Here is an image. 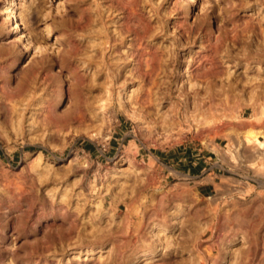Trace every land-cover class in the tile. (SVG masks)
<instances>
[{"label": "rangeland", "instance_id": "obj_1", "mask_svg": "<svg viewBox=\"0 0 264 264\" xmlns=\"http://www.w3.org/2000/svg\"><path fill=\"white\" fill-rule=\"evenodd\" d=\"M109 4L0 0V264H264V0H138L162 53L150 78L129 37L102 56ZM207 28L224 35L208 91L189 67ZM180 156L217 165L215 194Z\"/></svg>", "mask_w": 264, "mask_h": 264}, {"label": "bare ground", "instance_id": "obj_2", "mask_svg": "<svg viewBox=\"0 0 264 264\" xmlns=\"http://www.w3.org/2000/svg\"><path fill=\"white\" fill-rule=\"evenodd\" d=\"M109 5L114 10H117L120 14H122V16L120 17V19L116 21L117 22V25H116L117 32L105 34L106 36H105L103 43L105 45L104 48L106 50L102 56L105 57L106 52H110V53L111 51L113 52L116 49V46L118 45V43L124 44L125 39L129 37V42H126L128 44L126 43L125 44L130 47L129 50L127 51V55L131 56L133 60L135 59L134 67L132 66L134 72L137 75L150 78L153 73H157V71L161 69L162 67L161 66L162 65L161 64L162 53H160V51L159 52L151 51L149 45L147 44V37L150 34V31L151 29H153V27L151 26L150 22L146 20L144 16L142 15V13L140 12V9L138 7V0H110ZM206 12L203 14L205 15ZM104 16L108 17L110 16V14H107V15L104 14ZM85 19H88V16H86ZM195 28H197L196 23L193 24L192 22H190V23L185 24L184 29H183L184 32L182 31L183 32L182 40L179 41L181 43L178 42L180 46L188 43L187 41L189 40L187 39H190L192 37L191 35L194 33ZM230 32H232L231 34H232L233 39L236 38L239 33L238 29H236L235 27H233L230 30ZM225 33H227V31H224V34ZM205 36H206V40H205L206 43L204 47L207 48L208 50L207 53L204 51L203 52L197 51L195 55L191 57V64L189 67H191V71H193V75L195 77H199L202 79L205 85L204 88L206 89V91H208L211 84H213L212 77L216 75V71L214 67H215V62L218 60L217 52L219 48H221L222 42L224 41V35L222 31L217 33L207 28L205 29ZM263 57H264V51L262 53L256 52L253 58L262 59ZM4 84L7 85L8 82H5ZM152 84H155L154 78L151 79L150 84L146 88H144L142 93L138 96V100L140 102H143V103L149 102L151 98V93H152V90H151ZM217 85L215 84L212 88L217 87ZM228 86L230 85L228 84ZM0 91L3 94L4 99H9L10 97L14 95L13 94L14 91L11 90V88H9L8 86L6 87L5 90L3 88H0ZM211 91H213V89H211ZM196 93H198V91H196ZM206 93H209V92H206ZM223 93L224 92H222L221 94ZM252 99L254 102L255 99L254 98ZM213 101H214V93L210 92L209 95H206V97H203L200 99L199 101L201 103L200 107L201 108L203 107L204 109L205 105H207L208 108H210V105L212 104ZM260 101L261 99L260 100L258 99L257 104H259L258 102ZM226 102L227 101L223 103L225 104ZM259 105H258L259 109H257V107L256 109L258 110L259 112L258 114H260V117L256 119H257L258 124H261L262 126H264V99H263V102L261 101ZM253 144L255 146L253 147L256 148L257 151L259 150V152L262 153V151L260 150H263L264 142L257 139V141H254Z\"/></svg>", "mask_w": 264, "mask_h": 264}, {"label": "crops", "instance_id": "obj_3", "mask_svg": "<svg viewBox=\"0 0 264 264\" xmlns=\"http://www.w3.org/2000/svg\"><path fill=\"white\" fill-rule=\"evenodd\" d=\"M175 170L181 174L185 179L192 181L193 186L197 192L202 196H210L216 193V183L220 180V173H218L217 165L212 162H207L206 158H193L192 161H185L183 156L176 157Z\"/></svg>", "mask_w": 264, "mask_h": 264}, {"label": "trees", "instance_id": "obj_4", "mask_svg": "<svg viewBox=\"0 0 264 264\" xmlns=\"http://www.w3.org/2000/svg\"><path fill=\"white\" fill-rule=\"evenodd\" d=\"M29 148H34V147L30 146ZM42 151L47 153V150H45V149H42Z\"/></svg>", "mask_w": 264, "mask_h": 264}]
</instances>
